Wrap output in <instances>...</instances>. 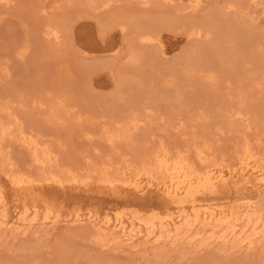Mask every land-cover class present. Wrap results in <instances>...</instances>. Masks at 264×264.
I'll list each match as a JSON object with an SVG mask.
<instances>
[{"label": "rangeland", "instance_id": "374dc122", "mask_svg": "<svg viewBox=\"0 0 264 264\" xmlns=\"http://www.w3.org/2000/svg\"><path fill=\"white\" fill-rule=\"evenodd\" d=\"M103 1L110 2L109 6H101L99 3ZM247 1L201 0L198 11L194 12L188 9L189 0H176L169 5L151 3L148 7H142L138 0L0 2V128L4 123L5 127H11V130L10 127L7 129L10 135L0 139V167H3L2 170L0 168V187L10 192L4 176L9 164H12V169L38 171L30 160L31 149L22 146L18 139L16 141L19 129L40 138L38 141L51 150L54 169L67 168L77 176L89 177L87 183H76L77 188L76 184L70 186L68 183L63 188H58L59 185L45 187L48 202L63 214L59 220L61 223L58 221L48 229L46 226H34L25 235L18 229L14 231V226L1 227L0 264H264V240L245 252L243 248L220 250L219 241L204 248L196 245L198 240L190 242L187 237L171 242V238L154 241L147 237L145 240L146 237L141 235L139 239L136 237L137 240L134 237L130 244L118 229L108 227V233L111 230L110 234H115V238L107 236L106 240L112 241L106 244L105 240L104 245L93 241L96 221L89 222L84 217L75 223L73 219L64 220V215L75 211H92L100 219L105 213L125 219L140 212L139 215L147 217L152 212L173 207L156 189L140 194L130 185L136 179L142 183L147 181L146 174L136 175L134 169L139 168L144 155V159L150 157L158 150L157 147H165L170 153L173 150L171 154L182 151L199 166L195 152L198 149L202 151L201 146L204 145L207 150L204 149L202 155L206 161L215 163L217 167H226L236 166L238 153L242 146L248 144L249 149L264 161V0L260 3L254 0L252 4L251 0ZM158 17L162 21H158ZM121 20L127 22L125 31L120 30ZM152 21L158 23L150 24ZM144 24L148 29L155 27L158 45L155 42L148 46V43L137 45L134 42L137 26ZM51 25L59 32L55 38L52 34L46 35ZM199 25L202 26L197 29ZM131 49L140 50L138 62H128ZM241 100L244 101L243 106L238 103ZM137 104H143L146 112L137 108ZM224 108L228 113L223 112ZM132 110L141 113L138 112L137 126L128 127L131 131L129 139L125 135V141L121 136L116 142L113 140L114 143L105 141L107 131L104 130L111 132L119 125L123 129L125 125L119 122L124 123ZM237 110L245 115L242 120L228 115ZM92 118L99 120L96 122ZM163 123H166L164 127ZM187 140L189 142L186 143ZM102 163L109 166L106 172L110 176L120 180L125 178L121 181L124 185L120 181L113 187L100 184L101 168L98 167H102ZM82 170L84 172L80 173ZM126 179L128 181L124 183ZM240 193L253 191L219 187L216 192L198 194L197 198L200 205L230 206L237 202ZM254 199L257 203L264 201V192L256 194ZM16 211L12 205L9 206L10 215H15ZM36 227H41L44 232L40 228L37 231ZM104 230L107 233V229Z\"/></svg>", "mask_w": 264, "mask_h": 264}, {"label": "bare ground", "instance_id": "6f19581e", "mask_svg": "<svg viewBox=\"0 0 264 264\" xmlns=\"http://www.w3.org/2000/svg\"><path fill=\"white\" fill-rule=\"evenodd\" d=\"M9 0H0V2L7 3ZM11 1V0H10ZM90 1V0H89ZM176 0H138L140 4L143 6H149V4H164V5H169L174 3ZM236 1V0H235ZM240 1V0H238ZM247 0H245L246 2ZM251 0V4H252ZM262 1V0H261ZM178 2V1H177ZM190 4H187L189 7L188 9L195 10L200 7V4L202 3L201 0H189ZM231 2V1H230ZM242 2V1H241ZM238 2V3H241ZM248 2V1H247ZM255 2V1H254ZM253 2V4H254ZM257 2V0H256ZM110 2H101L99 3L101 6L105 7L108 5ZM180 3V2H179ZM232 3V2H231ZM243 3V2H242ZM249 3V2H248ZM260 3V0H259ZM258 3V5H260ZM138 4V3H137ZM224 4V3H223ZM243 5V4H241ZM99 6V7H101ZM109 6V5H108ZM175 6V5H174ZM203 6V5H202ZM257 6V5H255ZM186 7V6H185ZM182 8V7H181ZM184 8V7H183ZM221 8V7H220ZM228 8H231L228 6ZM227 8V9H228ZM233 8V7H232ZM236 8V7H235ZM238 8V6H237ZM52 9V8H51ZM50 9V10H51ZM218 9V8H217ZM226 9V10H227ZM239 9V8H238ZM235 10V9H233ZM237 10V9H236ZM95 11V10H93ZM198 11V10H197ZM217 11V10H216ZM223 11V10H222ZM222 11L220 13H222ZM45 12V9H44ZM234 12V11H231ZM41 13V12H40ZM225 14V13H224ZM254 17V16H253ZM252 17V18H253ZM256 17V16H255ZM147 18V17H146ZM152 18V17H151ZM150 18V19H151ZM251 18V17H250ZM257 18V17H256ZM253 18V19H256ZM112 19V18H110ZM117 19V18H116ZM124 19V18H123ZM148 19V18H147ZM161 20V17H158ZM171 20V19H168ZM149 21V20H148ZM162 21V20H161ZM160 21V22H161ZM113 22V21H111ZM122 22V20H121ZM153 22V21H152ZM150 22V24L156 25L158 23L157 21H154L153 23ZM159 22V24H160ZM166 22V21H165ZM97 23H100L99 21ZM114 23V22H113ZM127 22H122L119 24L120 30L125 31V28ZM164 23V22H163ZM192 23V22H191ZM195 23V22H194ZM208 23V22H207ZM206 23V24H207ZM109 24V23H108ZM149 24V25H150ZM200 24V23H199ZM203 23V25H206ZM212 24V23H211ZM214 24V23H213ZM175 25V24H174ZM173 25V26H174ZM190 25V24H188ZM192 25V24H191ZM190 25V26H191ZM215 25V24H214ZM48 26L46 35L49 34V36L52 34L55 38L57 37V33L59 35V32L55 27ZM69 26V25H68ZM181 26V25H180ZM202 25H199L197 29H200ZM209 26V25H208ZM150 27V26H149ZM155 28V27H154ZM151 29V27L148 29L146 28L145 24L144 25H139L137 26V31L135 33V38L134 42L138 45V43H152L157 41L159 42V38L157 37V34L155 33L156 30ZM180 28V27H179ZM195 28V25L194 27ZM214 28V27H213ZM212 28V29H213ZM98 29V28H97ZM170 29V28H169ZM175 29V28H174ZM208 29H210L208 27ZM219 29V28H218ZM109 30V28H108ZM217 30V29H216ZM61 31V30H60ZM135 31V30H134ZM158 31V30H157ZM185 31V30H184ZM191 31V30H190ZM198 31V30H197ZM100 32V31H99ZM206 32V31H205ZM43 33H45L43 31ZM64 33V32H63ZM193 33V32H189ZM195 33V32H194ZM199 33V32H197ZM208 33V30H207ZM206 33V35H207ZM106 34V33H105ZM174 34V33H173ZM211 34V33H210ZM250 34V33H249ZM44 35V34H43ZM41 35V36H43ZM45 35V36H46ZM192 35V34H191ZM44 36V37H45ZM160 36V35H159ZM188 36V35H187ZM205 36V35H204ZM209 36V35H208ZM251 36H253L251 34ZM48 36H46L47 38ZM122 37V36H121ZM197 37V36H194ZM248 37V36H247ZM49 38V37H48ZM52 38V36H51ZM106 38V37H105ZM199 39V38H198ZM202 39V38H201ZM49 40V39H48ZM133 40V39H132ZM131 40V41H132ZM254 40V39H253ZM233 41V40H232ZM129 42V40H128ZM156 43V42H155ZM154 43V44H155ZM53 44V43H52ZM132 44V43H131ZM158 45V43H156ZM144 45V44H143ZM54 46V44H53ZM146 46V45H145ZM255 45L254 47H256ZM253 47V46H252ZM251 47V48H252ZM253 47V48H254ZM258 48V47H257ZM21 50V49H20ZM132 52L130 53L128 62H138L140 60V50L136 49L133 50L131 49ZM144 50V49H142ZM249 50V49H248ZM252 50V49H250ZM22 51V50H21ZM150 51V50H149ZM253 51V50H252ZM251 51V52H252ZM118 52V51H117ZM116 52V53H117ZM130 52V51H129ZM139 52V53H138ZM248 52V51H247ZM21 53V52H20ZM150 53V52H149ZM240 53V52H239ZM253 53V52H252ZM144 54V53H143ZM251 54V53H249ZM241 55V54H240ZM252 55V54H251ZM127 56V57H128ZM243 59V58H242ZM250 59V58H249ZM221 60V59H219ZM103 64V63H102ZM245 65V64H244ZM264 65V64H262ZM202 66V65H201ZM232 67V66H231ZM202 70V69H201ZM129 72V71H127ZM243 72V71H242ZM236 73V72H235ZM130 74V73H129ZM248 74V73H247ZM252 75V74H251ZM210 76V75H209ZM250 76V75H249ZM90 77V76H89ZM214 77V76H213ZM212 78V77H211ZM208 79V78H207ZM210 79V78H209ZM122 80V79H121ZM89 81V80H88ZM122 83V82H121ZM126 83V81L124 82ZM137 83V82H136ZM139 83V82H138ZM242 83V82H241ZM140 85V84H139ZM138 85V86H139ZM91 86V85H90ZM139 87H142L140 85ZM34 101V100H33ZM37 101V100H36ZM142 101V100H141ZM240 106L244 105V101L238 102ZM181 104V103H180ZM139 105L137 108L139 109H144L142 106L143 104H137ZM222 105V104H219ZM229 105V104H228ZM9 106V105H8ZM58 106V105H57ZM146 106V105H145ZM227 106V105H226ZM132 107V106H131ZM230 107V106H229ZM53 108V107H52ZM51 108V109H52ZM61 108L58 107V109ZM64 108V107H63ZM62 108V110H63ZM68 108V107H67ZM186 108V107H185ZM188 108V107H187ZM195 108V107H194ZM198 108V107H197ZM55 109V108H54ZM65 109V108H64ZM192 109V108H191ZM61 110V109H60ZM66 110V109H65ZM69 110V109H68ZM145 110V109H144ZM150 110V108L148 109ZM242 110V109H241ZM64 111V110H63ZM70 111V110H69ZM142 111V110H141ZM157 111V110H156ZM59 112V111H58ZM66 112V111H65ZM68 112V111H67ZM72 112V111H70ZM125 112V111H124ZM127 117L125 118L126 121L124 123L119 122V124H124L125 127H120L117 126L116 130H111L114 133H111L110 130H104L107 131V135L105 141H111V143H114L115 140L121 136L124 141L125 139L123 138L126 137L129 139V132L130 129L133 126H137V122H139V117L141 113L138 110H132L129 111ZM139 112V113H138ZM146 112V110H145ZM153 112V111H152ZM150 111V113H152ZM174 112V111H173ZM218 112V111H217ZM222 112V109L221 111ZM224 113H228L227 110L224 108L223 109ZM236 112V113H235ZM231 114H228L229 116L235 115L237 118H241L242 120V113L241 111L237 110ZM52 113V111L50 112ZM186 113V112H185ZM245 113V112H244ZM14 113L12 112V115ZM61 115V113H58ZM145 114V113H144ZM59 115V117H60ZM65 116V113L63 114ZM73 115V114H72ZM121 115V114H120ZM174 115V114H173ZM186 115V114H185ZM223 115V114H222ZM8 116V115H7ZM52 116V115H51ZM76 116V114H75ZM83 116V114H82ZM92 116V115H90ZM157 116V115H156ZM221 116V115H220ZM54 117V116H53ZM58 117V118H59ZM62 117V116H61ZM73 117V116H72ZM159 117V116H158ZM161 117V115H160ZM225 117V116H224ZM223 117V118H224ZM52 118V117H51ZM56 118V117H55ZM85 118V117H84ZM101 118V117H100ZM123 118V120H124ZM142 118V117H141ZM147 118V117H146ZM152 118V115L151 117ZM255 118V117H254ZM258 118V117H257ZM260 118V117H259ZM3 119V118H2ZM93 119V118H92ZM98 119V118H97ZM96 119V120H97ZM149 119V118H148ZM147 119V120H148ZM162 119V117H161ZM180 119V117H179ZM178 119V121H179ZM227 119V118H226ZM232 119V118H231ZM87 120V119H86ZM95 119H93L94 121ZM95 120V121H96ZM99 120V119H98ZM105 120V119H104ZM230 120V119H229ZM236 120V119H235ZM238 120V119H237ZM246 120V119H243ZM248 120V119H247ZM260 120V119H259ZM83 121V120H82ZM91 121V119H90ZM89 121V122H90ZM118 122V120H116ZM122 121V120H121ZM164 121V120H163ZM162 121V122H163ZM170 121V120H169ZM181 121V120H180ZM228 121V120H227ZM92 122V121H91ZM98 122V121H96ZM114 122V121H113ZM127 122V123H126ZM142 122V121H141ZM161 122V121H160ZM237 122V121H236ZM239 122V120H238ZM242 122V121H241ZM250 122V121H249ZM13 123V122H12ZM81 124V122H79ZM83 123V122H82ZM85 123V121H84ZM115 123V122H114ZM130 125H126V124ZM148 123V122H147ZM247 123V121H246ZM1 124V123H0ZM92 124V123H91ZM109 124V123H108ZM111 124V123H110ZM117 124V123H116ZM142 123H140L141 125ZM164 124V123H163ZM169 124V123H168ZM183 124V123H181ZM234 124V123H233ZM233 124L231 126H233ZM244 124V123H243ZM9 125V124H8ZM100 125V123H99ZM115 125V124H114ZM144 125V124H143ZM142 125V126H143ZM166 125V123L163 125V127ZM170 125V124H169ZM172 125V124H171ZM178 125V124H177ZM239 125H242L239 124ZM238 125V126H239ZM247 125V124H246ZM253 125V124H252ZM13 126V124H12ZM95 126V125H94ZM103 126V125H101ZM105 126V125H104ZM107 126V125H106ZM111 126V125H110ZM113 126V125H112ZM146 126V125H145ZM182 127V125H180ZM249 126V125H248ZM10 127V126H9ZM9 127H5V123L1 125L0 128V139L3 138V136L10 135V132H7V129ZM19 127V126H18ZM177 127V126H176ZM187 127V126H186ZM247 127V126H246ZM17 128V127H16ZM99 128V127H98ZM96 128V129H98ZM125 128V129H124ZM166 128V127H165ZM184 128V127H183ZM215 128H218L217 126ZM239 128V127H236ZM235 128V129H236ZM242 128V127H241ZM251 128V127H249ZM11 130V127L9 128ZM8 129V130H9ZM107 129V128H106ZM126 129H129L128 132ZM136 129V128H133ZM164 129V128H163ZM176 129V128H175ZM174 129V130H175ZM178 129V128H177ZM228 129V128H226ZM235 129H232L236 131ZM240 129V128H239ZM253 129V128H252ZM101 130V129H100ZM98 130V131H100ZM137 130V129H136ZM141 130V129H140ZM238 130V129H237ZM251 130V129H250ZM256 130V129H255ZM16 131V130H15ZM35 131V130H34ZM117 131V132H116ZM142 131V130H141ZM183 131V130H182ZM205 131V130H204ZM229 131V130H227ZM231 131V129H230ZM233 131V132H234ZM239 131V130H238ZM12 132V131H11ZM18 132V133H17ZM17 135H16V141L18 139L19 142L22 143V146L25 145L28 149H31V155H30V160L32 163L37 166V172L32 173V172H27L15 168L12 169V164H9V169L7 171L4 168V176L7 181V186L8 190H10L9 193L3 190V188L0 187V228L1 227H12L14 226V231L15 229L20 230V232L24 235L25 233L34 226H46V229L50 228L48 226L53 225L54 223L58 222L63 214L54 208V205L48 202V196L46 195L47 193L45 192V187L48 188H53L57 185L58 188L60 186H65L66 183L74 184L75 186L76 183H87L89 180L87 176H77V174H73L72 171L66 170H56L54 167L51 165L52 162V156L50 154L51 150H49L45 144L40 143L33 135L24 132L22 129L17 130ZM116 132V133H115ZM126 132V133H125ZM177 132V131H176ZM217 132V131H216ZM219 132V130H218ZM247 132V131H246ZM37 133V132H36ZM195 133V132H194ZM203 133V132H202ZM7 134V135H6ZM129 134V135H128ZM184 134V133H183ZM223 134V133H222ZM243 134V133H242ZM246 134V133H245ZM15 135V134H14ZM35 135V133H34ZM95 135V134H94ZM205 135V134H204ZM249 135V134H248ZM131 136V135H130ZM193 136V135H192ZM199 136V135H198ZM201 136V135H200ZM89 137V136H88ZM100 139V136H98ZM96 135V138H98ZM118 137V138H117ZM136 137V136H135ZM150 137V136H149ZM194 137V136H193ZM207 137V136H206ZM209 137V136H208ZM207 137V139H208ZM42 138V136H41ZM87 138V137H86ZM152 138V137H151ZM150 138V139H151ZM192 138V137H191ZM203 138V137H202ZM244 138V137H243ZM98 139V140H99ZM103 139V138H102ZM194 139V138H193ZM206 139V138H205ZM246 139V138H244ZM114 140V141H113ZM160 140V139H159ZM9 141V140H7ZM42 141V139H41ZM102 141V140H101ZM113 141V142H112ZM119 141V140H118ZM193 142V140H190ZM196 141V140H195ZM194 141V142H195ZM245 141V140H244ZM12 142V141H11ZM14 142V141H13ZM104 142V141H103ZM116 142V141H115ZM121 142V140H120ZM186 143L189 142L188 140L185 141ZM184 142V143H185ZM6 143V142H5ZM18 143V142H17ZM106 143V142H105ZM130 143V142H129ZM133 143V142H132ZM131 143V144H132ZM143 143V142H142ZM161 143V141H160ZM183 143V142H182ZM245 143V142H244ZM118 144V143H115ZM134 144V143H133ZM190 144V143H189ZM188 144V145H189ZM205 144V143H204ZM252 144V143H251ZM9 145V144H8ZM20 145V144H19ZM112 145V144H111ZM127 145V144H126ZM185 145V144H184ZM206 145V144H205ZM244 145V144H243ZM3 146V145H2ZM21 146V147H22ZM24 146V147H25ZM115 146V145H114ZM123 146V145H122ZM121 146V147H122ZM133 146V145H132ZM144 146V145H142ZM190 146V145H189ZM194 146V145H193ZM201 147L202 151L204 149L207 150V148ZM5 147V146H4ZM113 147V146H112ZM127 147V146H125ZM192 147V146H191ZM197 147V146H196ZM196 147H194V150L196 151ZM26 148V150H27ZM114 148V147H113ZM116 148V147H115ZM129 148V147H128ZM149 148V146H148ZM158 150L153 152V154H148L150 157H142V160L140 162V166L135 167L136 169V175L139 173H144L146 174V179L147 181L142 183L139 179H136L134 182H130V185H133V189L135 190L136 193H145L148 192L152 189H156L157 192L160 193V195L166 199L168 202L173 204V207L168 208L162 212H155L147 217H143L139 215L140 213L136 215H131L128 218H122L120 216H110L108 213H105L103 217L100 219L97 217V215L92 212H80V211H74L73 213H68L64 215V220H74L73 223L78 222V220L83 219V217L89 222H95L96 225V230L93 235V241L99 242L104 244L105 240L108 239L106 238L107 236H110L111 238H115V234L113 236L108 233V227H112V229H118L121 232V235L126 239L130 240L129 243L132 244V239L135 237L138 238V236H144L146 237L145 240H147V237L153 239L154 241L157 240H164V239H170L171 242L177 241V240H182L181 238H188L190 242H195L198 240V246L204 247L207 246L209 243H212L214 241H219L221 243L220 250H232V249H251L255 243L264 240V201L261 203H257L255 201V195L260 194L264 192V161H262L255 151H251L249 149V145L245 144L242 146V150L240 153L237 155V160H236V166H220L217 167L215 163L210 164L209 162L206 161V158L202 155V151L198 149L197 152H195L196 158L200 162L199 166L195 165L192 161H190L187 157L188 155H185V153L182 151L177 152L175 154H171L169 150H167L165 147H157ZM176 148V147H175ZM96 149V148H94ZM146 149V148H144ZM178 149V148H177ZM181 149V148H180ZM210 149V148H209ZM6 150V149H5ZM129 150V149H127ZM183 150V149H182ZM187 150V149H186ZM209 151V150H208ZM27 152V151H26ZM53 152V151H52ZM190 152V151H188ZM2 153V152H1ZM6 153V152H5ZM28 153L30 154L29 150ZM98 153V152H97ZM104 153V152H103ZM117 153V152H116ZM146 153V151H145ZM174 153V152H173ZM197 153V154H196ZM205 153V152H204ZM3 154V153H2ZM119 154V153H118ZM115 155V154H114ZM214 155V154H213ZM236 155V154H235ZM262 155V154H261ZM8 156V155H7ZM85 156V155H84ZM103 156V155H101ZM226 156V155H225ZM97 157V156H96ZM125 157V156H122ZM121 157V158H122ZM213 157V156H211ZM87 159V157H85ZM83 157V159H85ZM223 158V157H222ZM262 158V157H261ZM29 159V158H28ZM60 159V158H59ZM108 161L110 160L107 158ZM123 159V158H122ZM192 160V159H191ZM209 160V158H208ZM229 160V159H228ZM84 161V160H83ZM89 162L91 161L88 160ZM86 161V163H88ZM101 161V160H100ZM214 161V160H213ZM21 162V161H20ZM30 162V161H29ZM54 162V160H53ZM96 162V161H95ZM128 162V161H127ZM211 162V161H210ZM219 162V161H218ZM223 162V161H222ZM4 163V162H3ZM56 163V162H55ZM111 163V162H109ZM125 163V162H124ZM130 163V162H129ZM128 163V164H129ZM221 163V162H219ZM7 164V163H6ZM58 164V163H57ZM95 164V163H94ZM103 164V163H102ZM105 164V163H104ZM101 165L102 167L104 166ZM132 164V163H131ZM1 165V164H0ZM26 165V164H25ZM29 165H32L29 163ZM34 165V166H35ZM67 165V164H66ZM78 165V164H77ZM86 165V164H85ZM123 165V164H122ZM135 165V164H134ZM28 166V165H27ZM33 166V165H32ZM55 166V165H54ZM91 166V165H90ZM95 166V165H94ZM120 166V165H118ZM117 166V167H118ZM128 166V165H127ZM130 166V165H129ZM133 166V165H131ZM2 167V166H1ZM0 167V168H1ZM58 167V166H57ZM79 167V166H78ZM93 167V166H92ZM102 167H98L99 169L101 168V173H100V178L99 181L100 184H104L105 187L110 186L113 187L118 181H122L119 179V177L116 176H110L109 172L107 173L106 170L109 169V166L105 165L102 169ZM121 167V166H120ZM126 167V166H125ZM3 168V167H2ZM1 168V170H2ZM36 168V167H35ZM51 168V169H49ZM97 168V166H96ZM31 169V168H30ZM75 169V168H74ZM77 169V168H76ZM75 169V170H76ZM95 169V168H94ZM122 169V168H121ZM128 169V168H126ZM0 170V171H1ZM66 170V171H65ZM85 170V168L83 169ZM80 171L84 172V171ZM96 170V169H95ZM94 170V171H95ZM115 170V169H114ZM123 170V169H122ZM128 170H131L130 168ZM94 171H89V172H94ZM97 171V170H96ZM99 171V170H98ZM109 171V170H108ZM87 173V171H85ZM119 172V171H118ZM125 172V171H124ZM124 172L122 174L124 175ZM3 173V172H2ZM130 173V172H129ZM96 174V173H95ZM111 174V173H110ZM87 175V174H86ZM115 175H117L115 173ZM89 176V175H88ZM121 176V175H120ZM128 176V175H126ZM125 176V177H126ZM135 176V175H134ZM145 176V175H144ZM121 178V177H120ZM127 178V177H126ZM138 178V177H136ZM93 179V178H92ZM134 180V179H133ZM128 181L126 179L124 183ZM129 181H131L129 179ZM93 181L90 182L92 184ZM96 182V183H98ZM65 184V185H64ZM95 184V181H94ZM120 184H123L121 182ZM77 185V184H76ZM85 185V184H84ZM97 185V184H95ZM99 185V184H98ZM124 185V184H123ZM126 185V184H125ZM1 186V185H0ZM68 186V185H67ZM71 186V185H70ZM72 186V187H73ZM81 186V185H80ZM89 186V185H87ZM130 187L128 184L126 185ZM76 188L79 187L78 185L75 186ZM85 187V186H84ZM219 187H222L224 189H235V190H252L253 193L247 194V193H240L239 197H237V202L232 203L230 206H224V205H212V204H205V205H200L198 203V194H204L205 192H216ZM87 188V187H85ZM84 188V189H85ZM264 200V199H262ZM42 201L41 203H39ZM11 205L14 207V209H17L15 215H10L8 212V208ZM20 204L22 205L20 209ZM61 206V205H60ZM175 206V207H174ZM176 208V209H175ZM122 210V209H121ZM118 212V211H117ZM120 212V211H119ZM124 212V211H122ZM121 213V212H120ZM116 214V212H115ZM119 214V213H117ZM122 215V214H121ZM99 216V215H98ZM61 221V220H60ZM59 221V222H60ZM63 222V220H62ZM80 222V221H79ZM84 221H81L82 223ZM61 223V222H60ZM66 223V222H65ZM71 223V222H70ZM98 223V225H97ZM68 224V222H67ZM72 224V223H71ZM70 224V225H71ZM83 224V223H82ZM93 223H91L90 226H92ZM80 225V224H79ZM89 226V227H90ZM41 227L40 230H41ZM55 227V226H54ZM94 225L92 226L93 230ZM37 228V227H36ZM35 228V229H36ZM37 228V231L39 230ZM94 228V229H95ZM9 229V228H8ZM107 229V233L104 232ZM111 229V228H110ZM34 230V229H33ZM89 230V229H88ZM114 230V231H115ZM117 230V231H118ZM8 231V230H7ZM43 230H41L42 232ZM47 231V230H46ZM18 232V231H17ZM44 232V231H43ZM12 233V232H11ZM15 233V232H14ZM40 233V232H39ZM38 233V234H39ZM114 233V232H113ZM21 234V235H22ZM30 234V231H29ZM27 235V234H26ZM91 235V234H90ZM18 236V235H17ZM141 236V237H142ZM122 237V238H123ZM140 237V239H142ZM88 238V237H87ZM136 238V240H137ZM139 239V238H138ZM115 240V239H113ZM122 240V239H121ZM135 240V239H134ZM149 240V243L150 241ZM186 240V241H188ZM112 241V239H111ZM111 241L106 240V244L108 242L110 243ZM117 241V240H116ZM115 241V242H116ZM143 241V239H142ZM165 241V240H164ZM163 241V242H164ZM185 241V240H184ZM123 242V241H122ZM121 242V243H122ZM134 242V241H133ZM147 242V241H146ZM153 244V241H151ZM168 242V241H167ZM170 242V241H169ZM180 242V241H179ZM197 242V241H196ZM95 243V242H94ZM139 243V242H138ZM178 243V242H177ZM96 244V243H95ZM111 244V243H110ZM109 244V245H110ZM116 244V243H115ZM119 244V243H118ZM125 244H127L125 242ZM157 244V243H156ZM166 244V243H164ZM171 244V243H170ZM174 244V243H173ZM186 244V243H185ZM219 244V243H218ZM262 245L261 243H259ZM105 245V244H104ZM113 245V244H112ZM145 245V244H144ZM143 245V246H144ZM155 246V244H153ZM158 245V244H157ZM172 245V244H171ZM176 245V244H175ZM187 245V244H186ZM97 246V245H96ZM128 246V245H127ZM133 246V245H132ZM135 246V244H134ZM136 246H139L138 244ZM142 246V245H141ZM162 246V245H161ZM160 246V247H161ZM180 246V245H178ZM176 246V248L178 247ZM210 246V245H209ZM217 246V245H216ZM257 246H259L257 244ZM105 247V246H104ZM109 247V246H107ZM113 248V246H110ZM146 247V246H145ZM168 247V245H167ZM181 247V246H180ZM188 247V246H187ZM262 247V246H261ZM103 248V246H102ZM128 248V247H127ZM132 248V247H131ZM139 248V247H138ZM104 249V248H103ZM137 248H135L136 250ZM142 249V248H141ZM154 249V248H153ZM159 249V248H158ZM157 249V250H158ZM180 249V248H179ZM195 249V246H194ZM219 249V248H218ZM254 249V247H253ZM116 250V249H115ZM129 250V249H128ZM134 250V249H133ZM139 250V249H138ZM156 250V251H157ZM172 250V249H171ZM183 250V249H181ZM264 250V249H262ZM153 251V250H152ZM249 251V250H248ZM252 251V250H251ZM180 252V251H179ZM226 252V251H225ZM240 252V251H239ZM247 252V251H246ZM188 253V251H187ZM237 253V252H236ZM264 263V262H262ZM257 264V263H256Z\"/></svg>", "mask_w": 264, "mask_h": 264}]
</instances>
